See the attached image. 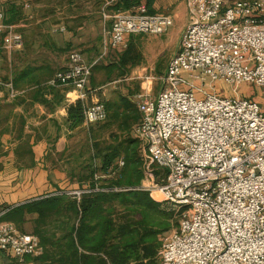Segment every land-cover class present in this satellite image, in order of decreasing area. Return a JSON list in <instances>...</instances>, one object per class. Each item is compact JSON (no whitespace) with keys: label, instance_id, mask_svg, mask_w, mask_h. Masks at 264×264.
Wrapping results in <instances>:
<instances>
[{"label":"built area","instance_id":"1","mask_svg":"<svg viewBox=\"0 0 264 264\" xmlns=\"http://www.w3.org/2000/svg\"><path fill=\"white\" fill-rule=\"evenodd\" d=\"M185 4L188 24L161 90L136 97L140 118L132 133L141 148V184L67 195L135 190L170 204L179 220L161 238L160 264H264V108L240 91L245 85L264 89V0ZM109 19L114 51L126 48L131 36L162 35L173 26L170 15L149 14L145 6ZM0 36V50L22 46L21 33L5 23L1 8ZM90 77L91 66L73 50L67 67L50 82L71 86L85 99L92 92ZM0 87L17 96L10 83ZM106 118L100 100L84 113L88 124ZM41 252L37 236L0 223V253L11 257V264H32Z\"/></svg>","mask_w":264,"mask_h":264},{"label":"crops","instance_id":"2","mask_svg":"<svg viewBox=\"0 0 264 264\" xmlns=\"http://www.w3.org/2000/svg\"><path fill=\"white\" fill-rule=\"evenodd\" d=\"M116 1L5 0L0 3L5 23L13 25L23 37L20 48L0 50V82L10 83L17 92L11 98L8 89L0 87V223H13L23 233L34 234L37 215H25L21 223L14 220L15 208L61 195L79 203L88 194L76 198L67 193L96 186L109 190L106 188L109 176L92 172L101 168L107 148L121 143L128 135L123 127L129 114L127 105H132L140 118L137 94L143 91L155 96L162 88L161 81L154 93L156 83L136 81L138 77H133L134 74L146 72L138 65L135 66L139 70L130 74L124 70L129 67L125 53L119 55L120 50L114 51L109 46V16L135 12L145 6L150 14L170 15L175 19L183 9L185 20L180 23V34L188 24L185 0H140L129 10H115ZM2 44L0 36V47ZM73 50L80 51L85 63L91 66L92 92L85 99L71 86H54L50 82L67 67L68 54ZM119 70L126 74L112 80ZM96 74H105L106 78L97 82ZM117 82L125 87L110 88L109 85ZM79 100H90V104L96 100L104 102L106 120L72 126L68 109ZM34 259L30 262L39 264ZM11 263L10 256L0 253V264Z\"/></svg>","mask_w":264,"mask_h":264},{"label":"trees","instance_id":"3","mask_svg":"<svg viewBox=\"0 0 264 264\" xmlns=\"http://www.w3.org/2000/svg\"><path fill=\"white\" fill-rule=\"evenodd\" d=\"M139 2L117 0L114 8L129 10ZM90 102L79 100L69 107L68 119L72 126L84 122ZM127 110L129 114L123 127L128 135L121 143L107 148L101 168L92 172L109 176L106 187L109 189L135 188L143 180L140 143L131 137V126L138 123L139 116L132 105H127ZM65 196L14 209V220L21 223L25 215H37L33 235L38 237L42 252L34 260L39 264H160L161 238L175 226L173 210L164 203L135 190L91 193L84 195L79 203ZM60 216L62 220L58 221Z\"/></svg>","mask_w":264,"mask_h":264},{"label":"rangeland","instance_id":"4","mask_svg":"<svg viewBox=\"0 0 264 264\" xmlns=\"http://www.w3.org/2000/svg\"><path fill=\"white\" fill-rule=\"evenodd\" d=\"M180 2H183V0H180ZM184 20H185V15H184V10L182 9L179 10L178 17L173 19V26L170 27L164 34L162 35L142 34V35L131 36L128 38L127 47L121 49L120 54L119 52L117 53L119 55H121V53H126L127 57H125L124 59L126 60L125 62L128 63L127 66L130 67V68L128 67L129 69L124 67V70L128 72L127 74H130L133 70L136 71L139 70L136 69L137 66L135 65L140 66L142 70L143 69L146 70V72H143L142 74H138V73L134 74L133 77H138L135 80L139 82L152 81L153 83H156L157 87L155 88L154 93H156L161 86V78L164 75L166 65L168 64V60L171 59L170 58L172 56L171 54L173 53V51L175 52V50L177 51L179 48V43L182 33L180 34L178 29L180 23L184 22ZM176 43H177V49L175 48ZM119 65L120 66L122 65V67L124 66L123 64H119ZM114 66H117V64H115ZM125 71L119 70L118 72H116L112 80H116L117 78H122L126 74ZM95 78L97 82H100L104 80V78H106V75L96 74ZM124 85L125 84L123 83L117 82L109 86L110 88L111 87L119 88V87H125ZM222 90L225 91L227 89L225 87H222ZM228 90L230 89L228 88ZM240 91L243 94V96H247V97L250 96L254 98V100L260 103L261 106L264 108L263 88L253 87L251 85H245L243 88H241ZM131 137L134 138L132 132H131ZM139 153H141L140 150ZM164 204L166 205V207L173 210V214H174L173 224L175 226L172 229H174L176 228L177 222L179 220L178 213L176 212L175 208H173L170 204L168 203H164Z\"/></svg>","mask_w":264,"mask_h":264}]
</instances>
